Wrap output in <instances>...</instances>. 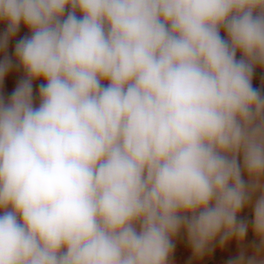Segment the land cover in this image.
I'll return each instance as SVG.
<instances>
[{
	"label": "clouds",
	"instance_id": "obj_1",
	"mask_svg": "<svg viewBox=\"0 0 264 264\" xmlns=\"http://www.w3.org/2000/svg\"><path fill=\"white\" fill-rule=\"evenodd\" d=\"M0 22V264H173L181 237L264 264V0H0Z\"/></svg>",
	"mask_w": 264,
	"mask_h": 264
},
{
	"label": "rangeland",
	"instance_id": "obj_2",
	"mask_svg": "<svg viewBox=\"0 0 264 264\" xmlns=\"http://www.w3.org/2000/svg\"><path fill=\"white\" fill-rule=\"evenodd\" d=\"M5 28L6 24L0 22V32H3ZM26 34L27 29L22 25L20 32L15 39H19ZM15 39L9 44L8 52L10 55L13 54ZM2 55L3 54L0 53V58H2ZM22 75V71H18L15 69L8 74L5 79V85L3 89L6 94H10L14 90L17 82L22 77ZM262 78H264V70L257 68L256 75L253 81L254 86L260 87L261 84L264 83V79ZM38 83L39 82H37V84ZM241 215L242 217L247 218L249 221L252 218L250 209L245 210ZM253 239V234L251 233V231H249L246 242L250 243ZM237 252V245L233 241L226 245L223 249H220L217 246L216 250L213 253L205 255L203 258L197 259L192 256V252L186 242V238L181 237L177 240V245L173 256V264H227V261L230 258L235 257L237 255Z\"/></svg>",
	"mask_w": 264,
	"mask_h": 264
}]
</instances>
